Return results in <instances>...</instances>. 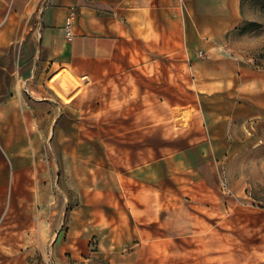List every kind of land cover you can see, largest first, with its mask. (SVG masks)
Returning <instances> with one entry per match:
<instances>
[{"label": "rangeland", "instance_id": "rangeland-1", "mask_svg": "<svg viewBox=\"0 0 264 264\" xmlns=\"http://www.w3.org/2000/svg\"><path fill=\"white\" fill-rule=\"evenodd\" d=\"M263 4L245 2L232 36L252 69L241 94L203 102L172 57L74 72L64 97L50 79L70 68L48 76L55 157L32 143L28 167L53 180L55 237L20 239L29 264H264Z\"/></svg>", "mask_w": 264, "mask_h": 264}, {"label": "crops", "instance_id": "crops-1", "mask_svg": "<svg viewBox=\"0 0 264 264\" xmlns=\"http://www.w3.org/2000/svg\"><path fill=\"white\" fill-rule=\"evenodd\" d=\"M242 21L241 0H0V264H29L21 240L43 239L44 230L55 237L53 180L28 167L32 143L51 141L55 157L59 113L48 76L70 68L99 80L113 59L172 57L189 62L203 102L241 94L252 76L231 50ZM101 214L99 223L111 221Z\"/></svg>", "mask_w": 264, "mask_h": 264}, {"label": "bare ground", "instance_id": "bare-ground-1", "mask_svg": "<svg viewBox=\"0 0 264 264\" xmlns=\"http://www.w3.org/2000/svg\"><path fill=\"white\" fill-rule=\"evenodd\" d=\"M66 70V69H64ZM65 76L63 78L57 77V75L52 76L50 79V84L55 91L61 95L65 96V92L72 89L75 84L80 83L82 79H79L74 72L70 69L65 72ZM57 77V78H56Z\"/></svg>", "mask_w": 264, "mask_h": 264}, {"label": "built area", "instance_id": "built-area-1", "mask_svg": "<svg viewBox=\"0 0 264 264\" xmlns=\"http://www.w3.org/2000/svg\"><path fill=\"white\" fill-rule=\"evenodd\" d=\"M73 33H74V20L72 17H69L65 25V35L68 39H71ZM202 56H203V52L199 51L197 57H202Z\"/></svg>", "mask_w": 264, "mask_h": 264}, {"label": "trees", "instance_id": "trees-1", "mask_svg": "<svg viewBox=\"0 0 264 264\" xmlns=\"http://www.w3.org/2000/svg\"><path fill=\"white\" fill-rule=\"evenodd\" d=\"M246 1H247V0H241L242 11H243V7H244V4H245ZM262 1H263V3H264V0H262ZM263 6H264V4H263ZM242 24H243V21L241 22L240 26L237 27V30H239V31H241V32H245V31L247 30V28H246V27H245V28H242Z\"/></svg>", "mask_w": 264, "mask_h": 264}]
</instances>
